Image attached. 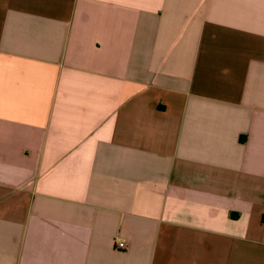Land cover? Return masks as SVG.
I'll list each match as a JSON object with an SVG mask.
<instances>
[{"label":"crops","instance_id":"0c3cea01","mask_svg":"<svg viewBox=\"0 0 264 264\" xmlns=\"http://www.w3.org/2000/svg\"><path fill=\"white\" fill-rule=\"evenodd\" d=\"M0 264H264V0H0Z\"/></svg>","mask_w":264,"mask_h":264},{"label":"built area","instance_id":"2783aa9c","mask_svg":"<svg viewBox=\"0 0 264 264\" xmlns=\"http://www.w3.org/2000/svg\"><path fill=\"white\" fill-rule=\"evenodd\" d=\"M118 247H119V248H123V247H125V243H124V242H119V243H118Z\"/></svg>","mask_w":264,"mask_h":264}]
</instances>
